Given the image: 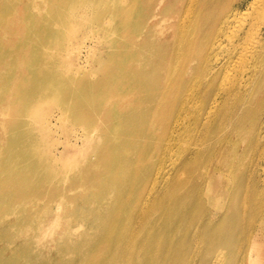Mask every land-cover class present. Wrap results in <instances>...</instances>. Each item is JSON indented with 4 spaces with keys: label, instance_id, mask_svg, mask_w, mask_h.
Wrapping results in <instances>:
<instances>
[{
    "label": "bare ground",
    "instance_id": "obj_1",
    "mask_svg": "<svg viewBox=\"0 0 264 264\" xmlns=\"http://www.w3.org/2000/svg\"><path fill=\"white\" fill-rule=\"evenodd\" d=\"M21 7L37 9V38L58 44L61 32L78 64L59 72L50 57L31 75L0 73V100L42 109L47 128L60 118L49 99L82 125L109 124L103 144L86 130L63 150L28 147V122L3 125L0 218L23 213L3 230L41 219L48 238L29 262L264 264V0H2L0 14L14 10L3 36ZM85 25L103 37L78 45ZM183 141L194 144L177 149ZM69 154H84L75 167L86 170L59 180ZM84 186L96 191L78 194Z\"/></svg>",
    "mask_w": 264,
    "mask_h": 264
},
{
    "label": "rangeland",
    "instance_id": "obj_2",
    "mask_svg": "<svg viewBox=\"0 0 264 264\" xmlns=\"http://www.w3.org/2000/svg\"><path fill=\"white\" fill-rule=\"evenodd\" d=\"M243 1L245 4L248 0ZM3 2L5 3V1ZM1 3L2 0H0V4ZM13 12L14 10L10 12L6 11L4 13L2 12L0 14V25H6L8 19L13 18ZM32 12L36 13L38 11L37 9H34L33 11L30 10L28 13L24 12V8L21 7L20 11L18 9V13L16 15L19 20L14 26V29H12L13 31L11 35L9 37L6 36V38L0 33V44H2V42H5L4 51L0 49V57L3 58V60H1L0 58V73L6 77L5 79L8 78L9 81L15 79L18 76H27L33 74V66L45 65L50 57L55 58L51 59L50 61V66L54 70L57 69L59 72L61 70L68 73L69 71L72 72L75 68H77L76 65L78 64V60L76 54H73V52H71L70 49L67 48L69 41L65 44L62 43L61 32L58 36L60 39L58 40V44H53L49 40L43 42L37 38V33L34 31V27L36 25L34 22H29L30 20H33L35 15H33ZM92 12L94 13L93 10L87 12L84 15L85 18H93V16L96 14H93ZM165 26V24H161L159 25L158 29H162ZM58 27L61 31L62 28L59 25ZM41 32L44 34L45 31L41 30ZM72 33L73 35H75V37L77 36L78 45H90L91 37L94 36H100L101 38L103 37V34H97V32L93 30V27L90 25H85L79 31H76V33ZM46 36L48 38H46ZM50 36V34H46L45 39H49ZM100 49L101 48L99 47V51ZM15 50L16 53L13 54L12 52ZM88 59H90L89 69L86 73L92 75L97 74V64L92 59V56ZM5 79H2V76L0 75V82L4 81ZM10 89L12 90L10 86H4L2 88V90L7 92ZM1 102L3 103L0 104V138H5L8 136V134L3 132V130H5L3 127L4 124L8 126L9 130L13 131L12 124L15 123L13 122V120L28 122V139L26 140L28 141L26 143L28 147L31 145V143H34V145H36V143L39 145H43L48 139L53 145L57 144V147L63 150V144H65L68 138H74L76 134L78 135V133H84L86 130L91 131V134L96 135L95 137H97V135L99 134L98 136H101L103 138V142H100L101 144L106 141V138L108 136L104 133V130L109 127V124L107 123V121L105 122L102 116L98 117L91 126L82 125L76 118H72L71 116L67 115L66 109L62 105H59L56 100L49 99V102H52L51 106H53L51 108V112H59L60 118L56 121V124L53 125V127L49 126L48 128L44 123L42 109H33L34 107L31 104H28L27 107L24 104H18L11 99ZM122 104V102L117 101V103L114 104H107L106 107L109 109L119 107ZM37 112L41 114V118L34 119L32 115L33 113ZM235 142L237 143V141H232V145H234ZM193 144L194 141H183L176 147L177 149H184L186 147L192 146ZM244 144H246V141L240 142L241 147H243ZM129 152L132 153L131 151ZM9 155L10 153L8 151L0 154V160L8 157ZM83 159L84 154L81 155V157L77 158L74 154H69L66 158H64L65 167L64 169L59 171L60 173H58L57 178L61 180L66 175H70L73 178L80 177L83 174V171L86 170V166H83L81 168V171H79L77 170L78 167L76 168L75 165L79 163L81 164ZM214 165L216 166L217 162H215ZM3 170L6 169L3 168ZM93 173H95V170ZM57 184L60 187H66L70 185V183L66 181H58ZM84 188L85 189H78L77 193L81 195L91 196L96 191V188L94 187L88 188L84 186ZM71 207L73 206L67 205L68 209H70ZM22 215L23 213L19 214L18 217L16 215H5L4 218H0V264H32L31 262H29L31 257L34 258L39 256L41 253H43L44 255L47 253L48 238L41 236L44 233L43 230L40 231V229H36L37 223L41 219H35L33 222H31V224L23 221L22 225L20 224L19 226H14L8 231L3 230L6 226L7 228L10 227L8 226V223L3 224V222L9 219L11 220L10 222L14 221L15 219L18 221L17 218H22ZM83 230L84 229L82 228L79 232H82ZM8 258L11 259L6 260ZM44 261L45 257H42L40 260H38L39 264H42Z\"/></svg>",
    "mask_w": 264,
    "mask_h": 264
}]
</instances>
